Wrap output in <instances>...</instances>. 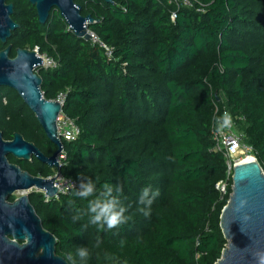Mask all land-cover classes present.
Here are the masks:
<instances>
[{"label":"trees","instance_id":"16d2710c","mask_svg":"<svg viewBox=\"0 0 264 264\" xmlns=\"http://www.w3.org/2000/svg\"><path fill=\"white\" fill-rule=\"evenodd\" d=\"M6 1L20 28L0 51L12 46L14 59L38 49L53 59L57 68L38 71L42 91L47 100L67 94L64 114L80 130L77 141L63 140L61 174L119 186L128 208L126 223L102 230L89 224L87 201L31 193L57 255L68 261L87 247L84 264H217L228 246L221 217L233 175L215 151L214 117L230 113L264 171V0H77L112 57L78 38L58 10L42 25L29 0ZM0 130L6 141L22 134L47 157L58 151L10 88H0ZM9 161L34 177L57 172L36 158ZM148 185L160 195L146 217L138 197Z\"/></svg>","mask_w":264,"mask_h":264},{"label":"water","instance_id":"95a60500","mask_svg":"<svg viewBox=\"0 0 264 264\" xmlns=\"http://www.w3.org/2000/svg\"><path fill=\"white\" fill-rule=\"evenodd\" d=\"M29 1L37 9L42 25L55 9L78 38L91 40L89 26L94 19L82 15L77 0ZM104 1L114 4L113 0ZM14 13L13 4L0 0V43L5 46L20 28L13 20ZM11 51L12 46L0 51V88L13 89L20 95L58 151L47 157L22 134L16 133L12 141H6L0 130V264H69L57 255V240L44 229L28 193L46 192L54 199L58 195L55 179L34 177L9 161V156L26 162L36 158L60 174L64 144L57 133V122L63 108L57 101L45 98L43 80L37 72L43 66L38 53L18 50L13 59ZM232 190L221 217L228 246L217 264H264V171L257 160L234 168ZM19 193L28 195L10 202Z\"/></svg>","mask_w":264,"mask_h":264},{"label":"clouds","instance_id":"9594fccd","mask_svg":"<svg viewBox=\"0 0 264 264\" xmlns=\"http://www.w3.org/2000/svg\"><path fill=\"white\" fill-rule=\"evenodd\" d=\"M231 119L230 113L224 112L222 116L214 117V122L222 128L230 124ZM121 193L122 189L119 186L109 183L98 186L93 178L81 175L79 185L72 191V196L87 201L86 215L89 224L96 225L102 230H112L129 219L128 208L121 200ZM159 195V190H153L151 185L141 189L138 204L142 206L140 211L146 217L150 215L152 205ZM78 219H80L79 214L73 216V221ZM89 255L87 247H79L75 255L70 254L67 259L69 264H84ZM104 259L111 261L112 257L106 254Z\"/></svg>","mask_w":264,"mask_h":264},{"label":"built area","instance_id":"2783aa9c","mask_svg":"<svg viewBox=\"0 0 264 264\" xmlns=\"http://www.w3.org/2000/svg\"><path fill=\"white\" fill-rule=\"evenodd\" d=\"M183 5L190 6L191 4L187 0H184ZM177 6L180 7L179 4H177ZM176 19L177 14L173 13L172 21L175 22ZM89 35L91 41L104 48L107 51V55L109 57H112V52L110 51V49L100 41V39L95 33L89 31ZM35 51L43 60V66L38 67L37 72L41 69L50 70L57 68V63L53 59L47 56H41L38 49H36ZM66 100L67 94L65 93L60 94L59 97L55 100L60 103L63 108L62 113L59 116L57 122V133L62 141L65 140L67 142H75L80 136V130L77 127L76 122L64 114ZM213 139L216 144L215 151L224 154L225 158L227 159L229 176L233 175L234 168L240 165L241 160L253 154V149L244 144V136L241 133L237 132L233 117L231 119L230 124L222 128L219 125L214 124ZM64 158L65 157L63 152L61 154L60 159L62 160ZM50 178L55 179V188H58V195L54 198L56 200L60 199L61 196H70L72 194V191L79 185V183H77L75 180L66 178L61 173L58 174L57 172L54 176ZM217 189L221 192L223 196L227 194V184L225 182H221L220 184H218ZM41 193L45 196L46 202L54 200L48 197L46 195V192Z\"/></svg>","mask_w":264,"mask_h":264},{"label":"bare ground","instance_id":"6f19581e","mask_svg":"<svg viewBox=\"0 0 264 264\" xmlns=\"http://www.w3.org/2000/svg\"><path fill=\"white\" fill-rule=\"evenodd\" d=\"M255 161H256V160H255L254 157H252V156H248V157L244 158L243 160H241L240 165H241V164H245V163H253V162H255Z\"/></svg>","mask_w":264,"mask_h":264},{"label":"rangeland","instance_id":"374dc122","mask_svg":"<svg viewBox=\"0 0 264 264\" xmlns=\"http://www.w3.org/2000/svg\"><path fill=\"white\" fill-rule=\"evenodd\" d=\"M251 156L254 157L253 154H252ZM33 192H36V190H33V191L29 192V194H30V193H33ZM24 194H27V193H19V194H17L16 197H17V198H18V197H21V196H23ZM27 195H28V194H27Z\"/></svg>","mask_w":264,"mask_h":264},{"label":"flooded vegetation","instance_id":"af4514ba","mask_svg":"<svg viewBox=\"0 0 264 264\" xmlns=\"http://www.w3.org/2000/svg\"><path fill=\"white\" fill-rule=\"evenodd\" d=\"M33 191V190H32ZM16 197V196H15ZM17 198V197H16Z\"/></svg>","mask_w":264,"mask_h":264}]
</instances>
